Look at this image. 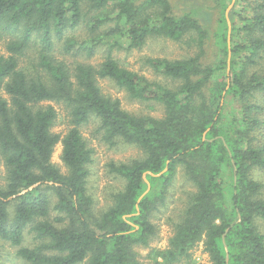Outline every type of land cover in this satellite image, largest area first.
<instances>
[{"label":"trees","instance_id":"trees-1","mask_svg":"<svg viewBox=\"0 0 264 264\" xmlns=\"http://www.w3.org/2000/svg\"><path fill=\"white\" fill-rule=\"evenodd\" d=\"M206 1L213 27L194 11L176 13L169 0H0V38H7L0 91L8 95H0V239L18 247L23 264H142L134 247L156 237L151 218L178 174L194 191L167 247L150 250L151 264L187 260L201 241L208 264H264V0H235L227 15L232 0ZM156 37H188L198 47L178 59L145 58L169 82L123 67L112 54ZM208 42L211 63L203 62ZM56 45L87 57L106 48L98 65L69 67L54 57ZM28 51L37 58L32 70L19 66ZM99 78L129 100L161 104L163 115L124 109L102 93ZM44 101L64 106L63 136L51 130L57 112ZM90 122L108 147L142 152L108 164L122 187L101 209L87 188L94 150L81 128ZM59 142L65 173L51 161ZM26 228L31 247L22 245Z\"/></svg>","mask_w":264,"mask_h":264},{"label":"rangeland","instance_id":"rangeland-1","mask_svg":"<svg viewBox=\"0 0 264 264\" xmlns=\"http://www.w3.org/2000/svg\"><path fill=\"white\" fill-rule=\"evenodd\" d=\"M227 6L225 13L229 12L234 3ZM172 5L173 11L180 14L184 11L193 12L198 16L203 24L207 27H213L215 23L213 11L208 8L211 4L206 0H169ZM230 22L227 21L229 27ZM85 34L83 27H78L76 31L77 37H83ZM6 37L0 38V53L7 54L5 49ZM105 46L97 48L93 55L87 57L81 53H62V48L56 45L53 50L54 57L64 60L65 63L71 67L76 62H84L92 65H98L104 56ZM198 50L196 42L185 37L182 41H173L167 38H150L146 44L140 49H113L112 54L118 60L121 66L130 70L136 71L139 74L144 75L150 80H157L162 83L169 82L168 79L163 78L153 72V70L145 64L146 57H165L168 59H178L184 56L193 55ZM217 52V49H216ZM215 49L211 46V42L205 44V56L203 62L211 63L215 59ZM35 51H28L26 56L20 58L19 66H25L28 69L37 67V58ZM39 68V67H38ZM98 85L101 88L102 93L110 95L111 97L118 98L121 106L132 112L140 114H148L154 117H161L163 115V106L156 102H139L129 100L126 93L123 90L116 88L107 79H98ZM2 97L8 98V95L4 91H0ZM43 105L51 104L57 112L54 125L51 130L55 133H59L63 136L69 128L68 115L61 103L54 101H44ZM94 123L90 122L81 128L82 134L88 141V144L93 148V161L89 165V175L87 179V188L89 193L94 198L95 208H105L110 203V193L122 187L121 179L115 177L108 171V164L110 162H126L133 158L142 156L141 150L134 145H118L116 147H108L103 142L98 140L92 134ZM61 143H57L54 147L51 161L57 165L61 172H66V167L60 160ZM262 179L264 181V174ZM5 168L0 160V185L5 182ZM194 191L193 185L185 180L182 174H178L174 180V183L170 186L166 202L154 216L151 218L158 227V233L156 237L150 242L148 247L135 246L134 249L138 253V260L142 264H151L152 258L149 256V252L152 248L164 249L167 247L168 239L173 234L174 224L178 222L182 212L188 201L190 192ZM54 216L53 212H50L49 219ZM261 231L264 233V222L259 221ZM36 243L33 239V234L25 229V235L22 240V245L31 247ZM18 249L17 246L11 245L8 241L0 239V264H23L21 258L16 256L15 252ZM190 258L182 260L178 264H208L209 256L204 251L202 241L198 242L190 252ZM80 264H87L85 261Z\"/></svg>","mask_w":264,"mask_h":264},{"label":"water","instance_id":"water-1","mask_svg":"<svg viewBox=\"0 0 264 264\" xmlns=\"http://www.w3.org/2000/svg\"><path fill=\"white\" fill-rule=\"evenodd\" d=\"M232 2H233V0H232ZM229 31H230V25H229V27H228V35H229Z\"/></svg>","mask_w":264,"mask_h":264}]
</instances>
